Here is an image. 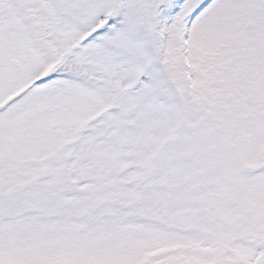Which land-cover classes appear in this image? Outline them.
<instances>
[{"label": "snow or ice", "instance_id": "obj_1", "mask_svg": "<svg viewBox=\"0 0 264 264\" xmlns=\"http://www.w3.org/2000/svg\"><path fill=\"white\" fill-rule=\"evenodd\" d=\"M0 264H264V0H0Z\"/></svg>", "mask_w": 264, "mask_h": 264}]
</instances>
